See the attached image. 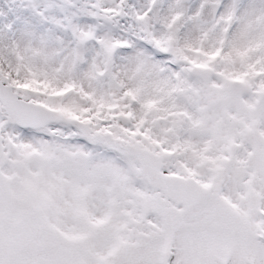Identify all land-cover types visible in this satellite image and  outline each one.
<instances>
[{
	"label": "snow or ice",
	"instance_id": "1",
	"mask_svg": "<svg viewBox=\"0 0 264 264\" xmlns=\"http://www.w3.org/2000/svg\"><path fill=\"white\" fill-rule=\"evenodd\" d=\"M0 264H264V0H0Z\"/></svg>",
	"mask_w": 264,
	"mask_h": 264
}]
</instances>
